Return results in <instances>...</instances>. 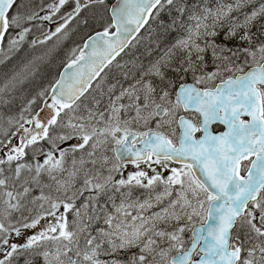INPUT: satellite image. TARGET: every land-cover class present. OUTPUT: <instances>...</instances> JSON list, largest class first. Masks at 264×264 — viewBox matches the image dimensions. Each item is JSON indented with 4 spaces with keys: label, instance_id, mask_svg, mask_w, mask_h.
<instances>
[{
    "label": "snow or ice",
    "instance_id": "obj_1",
    "mask_svg": "<svg viewBox=\"0 0 264 264\" xmlns=\"http://www.w3.org/2000/svg\"><path fill=\"white\" fill-rule=\"evenodd\" d=\"M0 264H264V0H0Z\"/></svg>",
    "mask_w": 264,
    "mask_h": 264
},
{
    "label": "flooded vegetation",
    "instance_id": "obj_2",
    "mask_svg": "<svg viewBox=\"0 0 264 264\" xmlns=\"http://www.w3.org/2000/svg\"><path fill=\"white\" fill-rule=\"evenodd\" d=\"M131 167H132V166H131V165H129V170H131Z\"/></svg>",
    "mask_w": 264,
    "mask_h": 264
}]
</instances>
